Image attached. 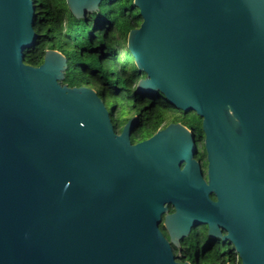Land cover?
I'll return each instance as SVG.
<instances>
[{
	"label": "water",
	"instance_id": "obj_1",
	"mask_svg": "<svg viewBox=\"0 0 264 264\" xmlns=\"http://www.w3.org/2000/svg\"><path fill=\"white\" fill-rule=\"evenodd\" d=\"M102 2L66 0L78 20ZM134 5L136 92L202 119L207 181L186 125L134 144L140 117L119 133L96 88L63 83L65 54L26 63L35 0H0V264H191L174 248L201 225L264 264V0Z\"/></svg>",
	"mask_w": 264,
	"mask_h": 264
},
{
	"label": "trees",
	"instance_id": "obj_2",
	"mask_svg": "<svg viewBox=\"0 0 264 264\" xmlns=\"http://www.w3.org/2000/svg\"><path fill=\"white\" fill-rule=\"evenodd\" d=\"M35 3V31L39 37L35 47L27 51L26 63L40 66L46 51L51 49L65 54L69 68L63 83L70 87L89 85L96 88L108 108L116 109L113 120L119 133L131 116L140 117L133 142L149 139L158 130L178 122L203 139L202 119L194 112L176 109L160 93L140 95L136 92V86L145 74L138 71L129 51L128 58H122L116 37L117 33L127 36L143 22L134 0H103L100 10L89 13L84 20H78L70 13L66 0H35ZM193 247L200 250L199 264L225 262L222 248L203 252V245Z\"/></svg>",
	"mask_w": 264,
	"mask_h": 264
},
{
	"label": "flooded vegetation",
	"instance_id": "obj_3",
	"mask_svg": "<svg viewBox=\"0 0 264 264\" xmlns=\"http://www.w3.org/2000/svg\"><path fill=\"white\" fill-rule=\"evenodd\" d=\"M85 86H89V85H85ZM132 117L133 116H131V118ZM123 126L121 128V131L123 129ZM137 128H136V130H137ZM165 128H163V129H165ZM188 128L191 129L190 127H188ZM136 130H135V132H136ZM192 131L194 132V130H192ZM135 132L133 133L131 139L135 135ZM194 134H195V137H196L197 149H198L199 144L201 142L203 143V152L201 153L198 150L196 158L201 163L204 179L207 181L208 160H207V153H206V149H205V135L203 136V139H201L198 134H196L195 132H194ZM132 142H133V140H132ZM139 142H141V141H139ZM139 142H133V143L136 144V143H139ZM211 198L213 200H216V197L213 194L211 195ZM170 213H174V208L173 207H170ZM160 230L165 235V237L168 240H170L169 233H168V231L166 230V228L164 226V219H163V221L160 224ZM225 234H226V232L223 231V235H225ZM197 245H203V247L205 246L203 248V252H205L207 249H214L215 247L222 248L221 255L223 256V260L225 262H221L219 264H229V263H231V264H241V260L239 258V255L235 251L234 247L232 245H230L229 242L228 243H223L221 241V239H211L209 237V233H208V226H205V225H201V226H198V227L194 228L192 230L190 236L181 241V248L180 249L174 248V253H175V256H176V260L178 262H180V263L189 262L191 264H194L195 263L194 262V257L200 255V250L197 249L196 247H193V246H197Z\"/></svg>",
	"mask_w": 264,
	"mask_h": 264
},
{
	"label": "rangeland",
	"instance_id": "obj_4",
	"mask_svg": "<svg viewBox=\"0 0 264 264\" xmlns=\"http://www.w3.org/2000/svg\"><path fill=\"white\" fill-rule=\"evenodd\" d=\"M67 17H68V14H67ZM128 36V35H127ZM127 36L126 35H121V34H116V37L118 39V42H119V45H120V49H121V55H122V58L125 56V58L127 57L128 58V55H127ZM129 66L132 67V62L131 60H129ZM116 112V110H115ZM114 112V113H115ZM123 117L126 116V115H122ZM191 120V118H189ZM198 150L202 153L203 152V143L201 142L198 146ZM205 247V246H204ZM202 247V248H204Z\"/></svg>",
	"mask_w": 264,
	"mask_h": 264
}]
</instances>
